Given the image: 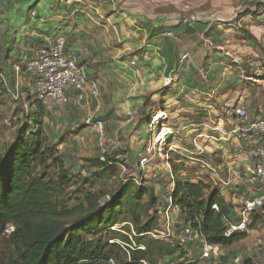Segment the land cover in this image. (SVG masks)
Segmentation results:
<instances>
[{
  "label": "crops",
  "instance_id": "1",
  "mask_svg": "<svg viewBox=\"0 0 264 264\" xmlns=\"http://www.w3.org/2000/svg\"><path fill=\"white\" fill-rule=\"evenodd\" d=\"M166 2L168 0H0L3 54L12 59L11 65L21 78L19 82L22 80L20 87L28 97L34 95L33 78L24 68L19 74L18 66L36 57L42 47L64 37L67 47L79 53L81 63L97 83L100 94L90 104L50 115L51 121L82 123L97 111L100 113L95 115L104 117L103 120H116L124 115L127 118V114L132 113L133 118H125V132L134 129L135 152H141L149 146L143 138L144 125L162 113L159 129L172 130L170 145L187 153V159L195 160L191 155L199 157L202 164L199 171L212 176L203 182L221 187L222 195L234 207L241 202L235 207L237 214L238 207L253 197V190L259 185L247 183L239 171L234 170L239 161L230 160L232 147L219 139L235 127L232 109L238 100L257 118L264 115V82L244 81L254 75L252 62L261 65L262 57L254 49L264 34V23L247 25L248 39L237 41L247 45L238 47L235 42L240 36L239 30L230 23L225 24L226 19L217 23L204 15L199 20L193 15L178 18L165 13L167 8L159 10ZM253 17H243V21L251 22L255 18L264 22V15ZM185 54L189 60L181 63ZM246 58L250 59L247 68ZM233 59L237 60L238 67L229 66ZM250 90L254 94L250 95ZM135 117H138L137 124L135 121L134 126L129 125ZM212 124L218 125L219 133ZM193 129L197 130L196 135L191 132ZM235 145L240 146V143L237 141ZM215 154L222 157L218 163L209 161ZM183 168L186 172L182 171L181 177L194 181L190 175L193 168ZM228 179L233 182L230 186L220 184Z\"/></svg>",
  "mask_w": 264,
  "mask_h": 264
},
{
  "label": "rangeland",
  "instance_id": "2",
  "mask_svg": "<svg viewBox=\"0 0 264 264\" xmlns=\"http://www.w3.org/2000/svg\"><path fill=\"white\" fill-rule=\"evenodd\" d=\"M257 1L259 2L258 4H256ZM260 5L264 6V0H168L165 6L160 7L159 10L167 8L168 10L165 13L175 15L178 18L193 15L196 20H199L204 15L213 19L214 22L217 21V23H222L221 20L224 21L226 19L225 24L230 23L239 30L240 36L236 37L238 40H236L235 46L245 47L246 43L242 44V42L237 41L248 39L247 34L250 35V32L247 25L251 26L254 22L259 25H263L264 23L258 22L254 18L264 15V8H258ZM187 6L191 9L186 10L185 7ZM250 10L255 11L257 15H254V19L250 20L251 22H246L247 19L244 22V13ZM258 42L260 44V39ZM259 44L255 45L257 47L254 50H257L259 56L262 57L261 65H264V46ZM233 57L237 58L234 54ZM248 60L250 59H245L246 68L250 64ZM236 61V59H233L229 63V66L238 67L239 65ZM11 64L13 65L12 59L10 60L9 67L11 73H7L4 66L8 65V63L5 64L0 60V155H3L4 151L14 143L17 131L26 122V115L31 114L33 111L27 98H25L27 97L26 91L24 92L20 87L22 80L19 82L21 78H19L20 76L18 77L16 67L14 68ZM18 69V73L20 74L23 69L20 66H18ZM245 72H247V69H245ZM13 76L15 78L14 86L11 84L13 83L11 81L13 80ZM256 92L260 91L256 90ZM33 93H35V90ZM249 94H254V91L250 90ZM34 95H30L32 97L31 100H35ZM64 109L70 110L73 107L57 106L50 111L46 110L49 115L45 119L47 125L46 136L44 135L47 137V139L44 138L45 147L49 149L50 154L54 153L55 155L50 160L48 169H41V172L45 173L46 179L55 184L57 189L55 200L58 203L64 202L67 207L74 209L77 207L78 198L83 199L90 195L101 196L103 198L101 202L105 203L113 198L114 195H118L123 187H131L130 192L141 186L152 188L155 191L156 197L162 203L160 206V210L162 211L158 214L159 216H157V220L154 222L152 231L147 234V238L153 241L152 247L155 252L160 251V253H165L169 249L168 245H171L172 249H176V254L171 258L166 257L162 259L160 256L156 257V255L152 254L156 264H247V261H251V264H262L264 262V247L261 250L258 246L259 240L264 242V211H260L254 215L253 223L256 218L257 223L249 230L248 237L245 240L228 247H221L220 256L208 260L200 259L202 255V243L195 238L191 240V237L186 233L181 214L175 209L169 214H166L165 211L163 212L162 208L167 195L175 189L174 179L177 178L174 173L175 169L182 170L183 166L193 168L190 175H193L192 177L195 178L194 181L196 182L206 181L208 180L207 178L212 176L210 173L205 175L199 171V169H202V164L196 155L190 154L195 159L190 160L186 158L188 157L187 153L175 150L174 148L175 151L170 154L158 153L159 146L155 144V139L159 126L149 128V124L144 125L145 133L143 138L148 141L149 146L141 152H135L134 141L136 139L132 135L134 129L130 131L126 130L127 132H125V115L122 118L118 117L116 120H103L104 117L100 118L96 116L100 112L97 111V114L94 112L96 115H91L94 121H102L105 125V135L102 136L92 127L86 125L85 121L75 124L73 122L71 124L52 122L50 115L56 116L55 114L57 113L62 114ZM127 118L130 120L133 117L127 116ZM137 118L135 117L129 125L134 126L135 121L137 124ZM213 127L217 128L218 125H213ZM196 131L194 129L191 130L194 135H196ZM163 141L167 143L165 147L167 150L171 144L169 137ZM154 149L157 151H154ZM202 155H200V158ZM145 157L149 159V162L144 168H141L140 159ZM55 159H60L63 162V168H61V164L55 162ZM96 160L104 163L106 161L110 162L111 169L105 171L98 166H94L91 161ZM185 160L188 161V164L185 163ZM221 160L222 157L216 154L211 155V158H209L210 162L215 163ZM64 177H71L73 182L60 186V181ZM240 203L237 202L235 207ZM140 204L142 208L139 206L136 210L132 209L137 213L138 217L135 218L136 220L132 219L131 210V212L126 214L127 218H122L114 227L105 230L101 235L91 238L94 241L101 239L103 242L118 245L120 257L118 260L114 257L109 264H120L119 261H130L132 251L138 246L137 239L144 236L142 228L148 221L156 217L154 210L147 211L148 198L146 196ZM125 238H128V241H125ZM159 243H163L165 246H159ZM8 247L9 244L6 239L0 238V261H7L9 256ZM183 252L185 254L180 259ZM142 264H149V262Z\"/></svg>",
  "mask_w": 264,
  "mask_h": 264
},
{
  "label": "trees",
  "instance_id": "3",
  "mask_svg": "<svg viewBox=\"0 0 264 264\" xmlns=\"http://www.w3.org/2000/svg\"><path fill=\"white\" fill-rule=\"evenodd\" d=\"M258 3L257 1L256 4ZM260 7L264 8L263 5L258 6ZM253 15L257 13L250 10L243 17ZM4 46V43H0V60L8 63L4 69L11 73V58L3 54ZM26 67L27 63L20 64L21 69ZM12 79L11 84L14 86V76ZM33 84L36 91L34 78ZM34 94L35 100H31V96L27 97L32 113L26 115V122L17 131L14 143L0 155V238L6 239L9 244L8 259L0 261V264H109L114 257L118 260L120 253L117 244H109L101 239L94 241L91 238L114 227L122 218H127L126 214L132 209L136 210L139 206L142 208L140 203L145 196L148 198L147 211L154 210L156 217L142 228L144 236L137 239L138 246L132 251L130 261L119 263L156 264L153 255L162 259L174 256L176 249H172L171 245H168L169 249L165 253L155 252L153 241L147 238L162 211V203L152 188L141 186L130 192L131 187H123L118 195L105 203L101 202V196L78 198L74 209L55 200V184L48 181L45 173L41 172V169H48V164L55 155L50 154L45 147V119L49 114L37 99L36 92ZM55 162L63 168L60 159H55ZM91 162L105 171L111 169L108 161ZM181 169H175L174 172L177 178L174 179L172 199L174 206L179 209L185 228H190L199 235L202 242L212 246L228 247L245 240L249 232L236 233L230 238L226 236L228 226L236 223L238 216L233 203L222 195L220 188L181 177L182 171L186 172L183 167ZM72 180L71 177H64L60 186L71 184ZM168 205L166 198L163 212ZM135 210L130 213L133 220L138 217ZM256 220L257 218L249 230L256 225ZM9 226H13L14 231L6 235ZM158 245L165 246L163 243ZM184 254L185 252L180 259ZM247 264H251V261H247Z\"/></svg>",
  "mask_w": 264,
  "mask_h": 264
},
{
  "label": "built area",
  "instance_id": "4",
  "mask_svg": "<svg viewBox=\"0 0 264 264\" xmlns=\"http://www.w3.org/2000/svg\"><path fill=\"white\" fill-rule=\"evenodd\" d=\"M185 9L190 10L191 8L187 6ZM35 15V13H32V16ZM260 44L264 46V34L260 38ZM188 60L189 56L185 54L180 62L185 63ZM26 63V70L35 80L37 99L43 103L46 110L50 111L57 106L80 108L84 104L99 98L98 85L89 76L86 67L81 63L79 53L68 48L66 40L62 37L49 43L38 52L36 57ZM133 65L135 64L133 63ZM251 66L254 75L251 78H244V81L256 84L264 82V65L251 63ZM232 111L236 121L235 127L228 130L219 141L223 140L232 147L230 160L233 162L239 161L234 166V170L239 171L247 183L255 186L259 185V187L253 190L252 198L245 200L238 207V221L228 226L226 232L228 238L236 233L249 232L254 215L264 211V115L257 118L246 105L240 103V100L233 106ZM127 116L133 117L132 113H128ZM157 117L153 118L150 127L156 128L160 125ZM85 123L102 136L105 135V125L102 121H94L93 117H90ZM214 130L220 131L219 127ZM170 134H172L170 128L161 127L158 130L155 139V144L159 146V148L157 147L158 153L170 154L177 150L171 145L169 148L167 147V150L165 148L167 143L163 140L168 138ZM237 141L240 146L235 145ZM154 151L157 150L154 149ZM148 162L147 157L142 158L140 167L144 168ZM202 163L205 164V162ZM212 171L214 173L218 172L216 169H212ZM231 183H233L232 180L228 179L220 184L230 186ZM173 191L167 195L169 205L165 210L166 214L172 213L174 209L179 212V209L173 203ZM214 209H217V207H214ZM185 230L191 240L195 238L202 242L199 235L190 228H185ZM13 231L14 227L9 226L5 234L10 235ZM258 244L262 250L264 242L259 240ZM219 255L220 246H212L202 242V260H208Z\"/></svg>",
  "mask_w": 264,
  "mask_h": 264
},
{
  "label": "bare ground",
  "instance_id": "5",
  "mask_svg": "<svg viewBox=\"0 0 264 264\" xmlns=\"http://www.w3.org/2000/svg\"><path fill=\"white\" fill-rule=\"evenodd\" d=\"M164 117V114H159L158 117H157V121H161V119ZM165 120V119H164Z\"/></svg>",
  "mask_w": 264,
  "mask_h": 264
}]
</instances>
